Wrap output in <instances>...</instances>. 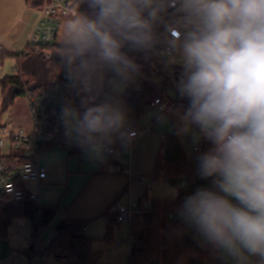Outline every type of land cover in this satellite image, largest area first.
Here are the masks:
<instances>
[{"label":"clouds","instance_id":"obj_1","mask_svg":"<svg viewBox=\"0 0 264 264\" xmlns=\"http://www.w3.org/2000/svg\"><path fill=\"white\" fill-rule=\"evenodd\" d=\"M76 9L57 42L79 100L61 109L65 137L103 163L117 140L134 138L122 97L142 78L139 61L178 64L188 108L177 134L211 145L195 150L212 185L187 195L179 215L232 264H264V0H76Z\"/></svg>","mask_w":264,"mask_h":264},{"label":"trees","instance_id":"obj_2","mask_svg":"<svg viewBox=\"0 0 264 264\" xmlns=\"http://www.w3.org/2000/svg\"><path fill=\"white\" fill-rule=\"evenodd\" d=\"M46 1L27 0V3L41 12ZM66 1L69 8L75 12L77 10L76 0ZM81 8L86 9L87 5H82ZM160 32L163 34L165 29L161 28ZM34 49L32 46H27L24 51L11 54L0 46V63L11 57L17 60V75L5 77L0 81V118L9 108L16 105L18 99L27 97L30 93L48 89L65 73L60 58L57 56V42L47 46L41 45L39 53L33 51ZM44 51L51 54L50 60L45 58ZM155 61H159L158 56L148 62L142 59L139 61L142 64V78L122 97L124 102H134L139 113L143 112L145 107L151 104L158 95H161L159 86L152 78ZM73 99L75 97L69 93L66 103ZM170 102H176L177 105L188 108L186 99L183 101L175 99ZM0 159H2L1 154ZM152 177L155 180L163 179L175 186L180 180L188 178L192 192L200 187L212 186L211 178H201L198 167L188 158V153L177 131L170 132L162 138ZM21 187L24 200L19 206L0 201V237L9 234L8 229L14 219L27 218L32 225L31 241H34L57 217L60 208L35 205L23 183ZM184 196L185 193L180 191L175 199H152L151 208L145 213V221L137 227L127 264H231L223 258H221L222 263H219L220 253L205 244L202 238L198 237L182 220L179 209ZM170 214L174 217L170 218ZM86 225L85 221L70 220V218L62 219L58 223L55 228L57 236L47 249V254L52 257L54 263L101 264V252L94 250L93 240L85 233ZM106 237L105 241L108 243L111 237L109 234ZM27 252L31 259L34 256L32 248H29Z\"/></svg>","mask_w":264,"mask_h":264},{"label":"crops","instance_id":"obj_3","mask_svg":"<svg viewBox=\"0 0 264 264\" xmlns=\"http://www.w3.org/2000/svg\"><path fill=\"white\" fill-rule=\"evenodd\" d=\"M40 16V11L30 7L27 0H0V46L11 54L24 51L34 37ZM67 16H62L60 23ZM59 34L58 31L56 42H58ZM16 65L17 60L13 57L0 63V81L5 77L16 76ZM178 67L180 66L178 65ZM165 84L166 80L164 83L158 84L159 88L165 86L162 93L163 99L167 102L163 100L167 104V109L164 112L161 111L160 106L151 102L146 110L144 109L143 112L139 113L134 102H124L129 116L130 131L133 129L143 130L135 140L128 157L133 176L153 175L162 138L170 132L177 131L176 126L174 128L163 120L168 116L174 120L179 119L178 123H173L179 126L181 118L187 110L186 107L177 105L176 102L170 103L176 98L166 97L168 87ZM71 102L73 106L77 107L79 101L75 97ZM172 104L176 105L173 106ZM176 109L183 110V113H175ZM180 140L188 153V158L197 166L196 157L198 154L194 153L191 137L180 135ZM200 144L204 146V151L211 147L207 141ZM114 145L120 146L121 142L117 140ZM38 162L45 167L47 176L41 181H27L25 183L27 191L36 196L40 206H57L70 220L85 221L87 223L85 233L93 240L94 250L100 251L102 255V247L96 248L95 245L102 241H100V237L104 236L105 241L108 234L112 236L114 227L119 226L113 220L111 206L118 201L127 202L128 177L114 172V163L109 154L101 163L90 158L83 151L72 153L63 147L55 146L42 150L38 155ZM152 187L153 184L147 193L150 199ZM144 218L145 214H138L135 221L140 224ZM57 219L59 222L61 221L60 217H56L54 220L57 221ZM31 246L32 241L29 248ZM128 253H130V247ZM220 258L232 264L231 259L226 255L220 254ZM29 259L28 256L25 264Z\"/></svg>","mask_w":264,"mask_h":264},{"label":"built area","instance_id":"obj_4","mask_svg":"<svg viewBox=\"0 0 264 264\" xmlns=\"http://www.w3.org/2000/svg\"><path fill=\"white\" fill-rule=\"evenodd\" d=\"M40 13L41 16L36 26L34 37L28 45L35 48L33 51L36 53L41 51V45L47 46L56 42L60 18L72 14L74 11L69 8L66 0H47ZM174 35L176 39L180 38L178 32L174 33ZM44 56L47 60L52 57L47 51H44ZM158 58L163 68L168 70L166 80L170 81L176 88L181 68L169 65L166 57L158 56ZM160 90L162 97L155 98L152 103L160 106L161 111L164 112L167 109L162 93L165 90V86L160 87ZM69 93V82L65 77V73L55 80L48 89L30 93L26 97L31 119L29 130L14 128L8 133L7 138H0V154L2 156V159H0V201L3 203L19 206L24 200L22 183L25 185L27 181H41L46 178V169L38 162V155L42 150L60 146L72 153L82 152L75 143L70 142L65 137L64 128L60 120L61 109L66 104V98ZM183 100L185 99H182L178 93V101ZM142 132V129L131 130L130 133L134 137L131 142L126 146H122V144L120 146L113 145V151L109 154L114 163V172L128 177L127 202L118 201L114 203L111 206V214L116 224L130 223V248L134 242L137 225H139L135 221L136 216L145 214L152 205V199L147 195L152 185L151 178L133 176L128 159L135 140ZM196 147L199 148V152H204L202 144ZM199 152L195 150L196 154H199ZM176 186L185 193L184 198L193 193L188 178L180 180ZM30 197L35 205L40 207L36 196L30 194ZM57 217H60L61 220L67 218L62 209L58 210ZM173 217L170 214V218ZM190 229L196 233L193 227H190ZM42 235L32 241L31 248L34 256L28 260L27 264H57L54 261L48 262L49 256L47 254V249L57 236V232L54 229L47 238H42ZM196 235L198 234L196 233ZM219 263H222L221 258H219Z\"/></svg>","mask_w":264,"mask_h":264},{"label":"rangeland","instance_id":"obj_5","mask_svg":"<svg viewBox=\"0 0 264 264\" xmlns=\"http://www.w3.org/2000/svg\"><path fill=\"white\" fill-rule=\"evenodd\" d=\"M178 66V64H177ZM154 72H152V78L154 82L158 85L164 83L167 77L168 70L162 68L160 61H155L153 64ZM162 68V69H161ZM177 84V83H176ZM168 88L166 97L173 99H178V93L176 88L172 85L170 81L166 80L165 84ZM162 97L158 95L157 97ZM165 101V100H164ZM166 102V101H165ZM167 103V102H166ZM171 103V102H170ZM173 103V102H172ZM173 106L176 104H172ZM0 106H1V90H0ZM27 98L21 97L17 100L16 105L13 108H9L4 115L0 118V138H7L8 133L14 128H22L24 130H29L30 126V116L28 108ZM147 106L145 107L146 110ZM183 113V110L176 109L175 113ZM186 112V111H185ZM180 118V116H179ZM166 124H170L172 127L178 128L175 123H178L179 119L174 120L168 116L163 120ZM174 123V124H173ZM196 145H194L193 150ZM195 153V150H194ZM196 154V153H195ZM140 176V175H139ZM144 176V175H142ZM146 176V175H145ZM150 177L153 187L150 191L151 199H161L166 198H176L180 194V189L177 186L170 184L164 180H155L152 176ZM175 190V194H174ZM235 202V201H233ZM143 221L137 225L141 226ZM59 220H53L48 228L44 231L42 238L49 237L50 233L56 228ZM130 223L120 224L119 226L114 227V232L110 241L106 243L104 241V236L100 237V243H97L96 248L102 247V255L100 262L102 264H127L128 261V252L130 246ZM7 236L0 237V264H25L28 258V249L30 247L31 235L32 234V225L27 218H17L14 219V222L8 229ZM48 262H53L52 257L48 258Z\"/></svg>","mask_w":264,"mask_h":264}]
</instances>
